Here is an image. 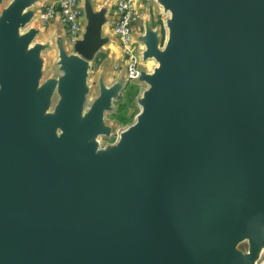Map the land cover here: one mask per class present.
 <instances>
[{
  "label": "water",
  "instance_id": "95a60500",
  "mask_svg": "<svg viewBox=\"0 0 264 264\" xmlns=\"http://www.w3.org/2000/svg\"><path fill=\"white\" fill-rule=\"evenodd\" d=\"M4 1L0 264L263 263L264 0H156L164 34L148 12L132 31L145 85L116 131L126 63L89 98L111 0H79L70 48L59 13L41 39L42 0Z\"/></svg>",
  "mask_w": 264,
  "mask_h": 264
},
{
  "label": "rangeland",
  "instance_id": "374dc122",
  "mask_svg": "<svg viewBox=\"0 0 264 264\" xmlns=\"http://www.w3.org/2000/svg\"><path fill=\"white\" fill-rule=\"evenodd\" d=\"M6 1L7 0H5L4 2ZM105 1L106 0H93V4L94 6H99ZM113 1L114 0H111L112 4H111L110 12H112ZM134 3L136 7L138 8V11L140 14L138 25L134 27V29H136L137 31H141L143 29L142 15L148 12L151 25L158 26L162 34H164L163 20H164L165 14L163 13L162 8L159 6L157 1L156 0H134ZM35 22L36 23L39 22L40 24L42 23L39 18L38 20H35ZM111 24H112V20H110L104 27V34H112L113 39L110 40L109 43H107L106 45L107 50L105 49L106 52L105 51L98 52V54L96 55V58L92 62V75H91V87L92 88H91V92L89 93V98L96 94L97 88H96L95 80L103 66H105L106 81L110 82L119 73V67L125 64V61H123L120 57V51L116 44V38L112 32ZM50 34L51 33L47 29H45V31H43V33L41 34V39L43 40L49 39ZM52 44L51 46H49L47 49L44 50L45 74L46 75L55 73L56 71L55 64H54L56 54H55V48ZM71 45H69V48ZM116 61H120V66L117 68L113 65L115 64ZM148 61L145 63V65L147 69H151ZM144 85L145 83H136L133 81H129L125 89L123 90L121 98L119 100H114L113 109L105 113V120L113 126V129H115V131L127 125L133 120L135 113L139 110V106L136 103L135 97L137 93L139 92V90L141 89V87H143ZM123 103H124V107H123L124 111L126 115L129 117L128 121L126 122L120 121L119 119L114 117V114L119 111V105ZM115 137H116V133H113L109 136H100L99 139H100L101 144H104L106 142L113 141ZM243 245H245V243H243Z\"/></svg>",
  "mask_w": 264,
  "mask_h": 264
},
{
  "label": "built area",
  "instance_id": "2783aa9c",
  "mask_svg": "<svg viewBox=\"0 0 264 264\" xmlns=\"http://www.w3.org/2000/svg\"><path fill=\"white\" fill-rule=\"evenodd\" d=\"M79 0H54L42 5L39 13L41 22L53 20L57 13L63 25L69 44H73L80 37L83 25V9L79 6ZM114 20L111 24L112 32L116 38V44L120 51V57L126 63V71L129 81L138 74L137 63L140 56L137 53L139 44L132 42L134 27L138 25L140 14L134 0H114L112 6ZM114 66H120L116 61ZM264 264V260L263 263Z\"/></svg>",
  "mask_w": 264,
  "mask_h": 264
},
{
  "label": "crops",
  "instance_id": "0c3cea01",
  "mask_svg": "<svg viewBox=\"0 0 264 264\" xmlns=\"http://www.w3.org/2000/svg\"><path fill=\"white\" fill-rule=\"evenodd\" d=\"M51 1H54V0H42L40 3L42 4V5H44L45 3H47V2H51ZM111 14H112V12H111ZM40 25H43L45 28H44V31H45V29H47L50 33L52 32V30H53V27H54V19L53 20H50V21H48V22H42ZM109 48V47H108ZM105 49L107 50V46H106V44H105ZM105 49H104V51H105ZM106 52V51H105ZM98 54V53H97ZM96 54V55H97ZM95 58H96V56H95ZM114 65V64H113Z\"/></svg>",
  "mask_w": 264,
  "mask_h": 264
},
{
  "label": "trees",
  "instance_id": "16d2710c",
  "mask_svg": "<svg viewBox=\"0 0 264 264\" xmlns=\"http://www.w3.org/2000/svg\"><path fill=\"white\" fill-rule=\"evenodd\" d=\"M123 107L124 103L119 105V111L114 114V117L120 121L126 122L128 121L129 117L126 115Z\"/></svg>",
  "mask_w": 264,
  "mask_h": 264
},
{
  "label": "bare ground",
  "instance_id": "6f19581e",
  "mask_svg": "<svg viewBox=\"0 0 264 264\" xmlns=\"http://www.w3.org/2000/svg\"><path fill=\"white\" fill-rule=\"evenodd\" d=\"M106 24L107 23H104L103 24V27H102V33L104 34V27L106 26ZM110 42V40L107 42V43H109ZM68 43V42H67ZM107 43H106V45H107ZM69 45H71V44H69L68 43V46ZM72 46V45H71ZM149 60V61H148ZM148 61V63L150 64V68L152 69V67L154 66V64H156V61H155V59L154 58H148V59H146L145 61H144V65H145V63ZM145 67H146V65H145ZM147 68V67H146ZM105 80H106V74H105ZM263 259H264V257H263ZM262 261V260H261ZM260 264H262V262L260 263Z\"/></svg>",
  "mask_w": 264,
  "mask_h": 264
}]
</instances>
